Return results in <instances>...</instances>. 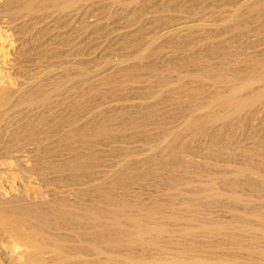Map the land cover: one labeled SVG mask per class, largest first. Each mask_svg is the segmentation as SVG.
I'll return each mask as SVG.
<instances>
[{"label": "rangeland", "instance_id": "obj_1", "mask_svg": "<svg viewBox=\"0 0 264 264\" xmlns=\"http://www.w3.org/2000/svg\"><path fill=\"white\" fill-rule=\"evenodd\" d=\"M0 264H264V0H0Z\"/></svg>", "mask_w": 264, "mask_h": 264}, {"label": "bare ground", "instance_id": "obj_2", "mask_svg": "<svg viewBox=\"0 0 264 264\" xmlns=\"http://www.w3.org/2000/svg\"><path fill=\"white\" fill-rule=\"evenodd\" d=\"M27 210H28V209H27ZM24 211H25V209H24ZM27 212H28V211H27ZM27 212L25 211V214H24L25 216H27V214H29V213H27ZM29 212H30V211H29ZM23 213H24V212H23ZM2 214H3V213H2ZM15 214H16V213H15ZM35 214H36V213H35ZM40 214H41V213H40ZM40 214H38V215L41 217ZM5 215H6V214H5ZM32 215H33V213H32ZM91 215H92V214H91ZM93 215H94V214H93ZM3 216H4V215H3ZM3 216H2V219H3ZM14 216H15V215H14ZM14 216H13V217H14ZM17 216H18V215H17ZM33 216H34V215H33ZM33 216H32V217H33ZM98 216H99V215H98ZM7 217H8V216H7ZM22 217H23V216H22ZM28 217H29V216H28ZM34 217H35V216H34ZM88 217H89V216H88ZM99 217H100V216H99ZM9 218H10V217H9ZM9 218H8V219H9ZM11 218H12V217H11ZM14 218H16V217H14ZM86 218H87V217H86ZM89 218H90V217H89ZM96 218H97V216H96ZM8 219H7V220H8ZM16 219H18V218H16ZM20 219H21V216H20ZM32 219H33V220L36 219V221H37L38 218L36 217V218H32ZM43 219H44V218H43ZM22 220L25 221V219H23V218H22ZM38 220H39V219H38ZM40 220H41V219H40ZM40 220H39V222H40ZM97 220H98V219H97ZM10 221H11V220H10ZM13 221H14V220H13ZM17 221H18V220H17ZM19 221L21 222V220H19ZM27 221H28V220H27ZM92 221H93V220H92ZM15 222H16V221H15ZM42 222H43V221H41L40 223H42ZM29 223L31 224V221H29ZM29 223H28V224H29ZM32 223H33V222H32ZM17 224H18V223H17ZM38 224H39V223H38ZM42 224H44V222H43ZM98 224H100V223H96V225H98ZM33 225H35V224L33 223V224H32V227H33ZM36 225H37V224H36ZM15 226H17V225H15ZM18 226H19V224H18ZM21 226H26V225H25V224H24V225L21 224L19 227H21ZM46 226H47V225H46ZM48 226H49V224H48ZM98 226H99V225H98ZM30 227H31V225H30ZM34 227H35V226H34ZM37 227H39V226L37 225ZM37 227H35V228H37ZM21 228H23V227H21ZM27 229H28V227H27ZM31 229H32V228H31ZM24 230H25V229H24ZM40 230H41V229H40ZM42 230L45 232V234L47 233V232L45 231L46 229H42ZM104 230H105V229H104ZM104 230H103V231H104ZM19 231H20V230H19ZM25 231H27V230H25ZM33 231H35L34 228H33V230L31 231L30 235L32 234ZM23 233H24V232H23ZM33 233H35V232H33ZM24 234H25V233H24ZM36 234H37V232H36ZM36 234H35V235H36ZM39 234H40V233H39ZM104 234H105V233H104ZM41 235H42V233H41ZM43 235H44V234H43ZM22 236H23V235H22ZM44 236H45V235H44ZM27 237H28V236H27ZM33 237H35V236H33ZM36 237H37V236H36ZM36 237H35V238H36ZM97 237H98V236H97ZM35 238H33V239H35ZM46 238H47V237H46ZM49 238H50V237H49ZM26 239H27V238H26ZM30 239H31V237H30ZM33 239H32V240H33ZM47 239H48V238H47ZM35 240H36V239H35ZM38 240H40V239H38ZM58 242H59V241H58ZM40 243H41V242H40ZM44 243H45V242H44ZM57 244H58V243H57ZM42 245H43V244H42ZM43 246H44V245H43ZM41 247H42V246H41ZM58 247H59V246H58ZM61 247H62V246H61ZM20 254H21V253H20ZM31 254H32V253H31ZM29 257H30V256H29ZM36 261H38V260H37V257L32 256V257L29 258V262H31V263L36 262ZM29 262H28V263H29ZM38 262H39V261H38ZM40 262H41V261H40Z\"/></svg>", "mask_w": 264, "mask_h": 264}]
</instances>
